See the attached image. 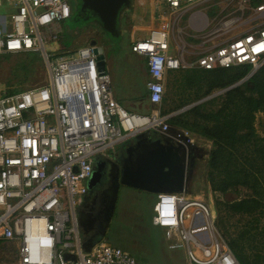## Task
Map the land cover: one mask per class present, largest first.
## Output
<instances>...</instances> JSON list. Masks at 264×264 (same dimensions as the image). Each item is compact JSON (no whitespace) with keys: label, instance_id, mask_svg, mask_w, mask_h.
<instances>
[{"label":"built area","instance_id":"obj_1","mask_svg":"<svg viewBox=\"0 0 264 264\" xmlns=\"http://www.w3.org/2000/svg\"><path fill=\"white\" fill-rule=\"evenodd\" d=\"M205 1L164 0L174 10ZM0 9V54L41 52L48 67L41 85L0 91V239L17 244L19 264H140L106 241L82 242L77 206L84 202L95 161L112 157L117 144L144 130L161 132L186 150L192 147L190 130H172L173 114L158 108L168 73L188 65L169 53L166 26L135 41L132 51L145 57L149 74L146 99L155 108L132 111L116 98L111 74L100 69L93 45L59 57L46 48L73 14L69 0H0ZM254 11L263 20L203 52L193 66L258 70L264 64V1ZM195 17L200 24L201 16ZM237 21L232 17L222 25L229 29ZM152 219L168 239L177 238L170 249L186 247L188 264H241L204 199L157 193Z\"/></svg>","mask_w":264,"mask_h":264},{"label":"rangeland","instance_id":"obj_2","mask_svg":"<svg viewBox=\"0 0 264 264\" xmlns=\"http://www.w3.org/2000/svg\"><path fill=\"white\" fill-rule=\"evenodd\" d=\"M262 1L264 0H249L241 4L240 0H207L198 6H182L174 10L164 0H131L130 5L121 11L118 34L114 37L103 30L101 22L96 17L95 21L90 20L84 24H82L84 20L68 18L61 22L62 32L59 36L46 41V48L51 55L55 53L56 57H59L68 51L74 52L90 44L92 39H96L104 48L105 64L111 74L116 98L126 109L147 113L155 108L146 99L147 66L145 60L138 61L141 55L132 51V44L148 37L152 29L166 26L169 31V53L188 65L167 75L164 99L158 106L163 114L176 116L194 104L204 102L202 99L205 97L199 95H204L205 85H190L188 79L190 77L188 74L202 70L193 66L198 56L216 45L225 43L235 35L247 32L263 20L254 11ZM69 2L74 12L77 0ZM3 13L0 11V14ZM197 14L201 16L200 24L195 22ZM232 17L238 19L237 24L227 29L222 24ZM54 58L51 57V60ZM237 70L235 68L231 74ZM251 74L252 69L246 77ZM47 80L48 67L41 52L0 54V91L19 92L41 85ZM223 89L215 88L212 91L214 96L209 99L221 96L225 92ZM217 103L218 101H215L209 107L214 108ZM189 105V108L179 112ZM263 120L264 114L259 112L257 114L259 129ZM172 128L176 130L181 127L172 124ZM190 132L193 138L191 147L193 169L189 174L187 192L198 195L211 207L215 227L226 241L236 237L249 221L257 226L258 230L254 232H259L257 240L261 244L255 243L254 246H258V250L264 256V230L262 235L259 228H264V216L257 225L249 215L236 214L226 209L225 203L241 199L249 191L246 188H238L224 193L215 192L208 174L210 169L208 160L213 142L194 130ZM155 135L154 129H147L132 139ZM128 144L129 140L117 144L115 150H118L116 154L118 153L119 157L126 154ZM78 199L79 197H76V200ZM155 200V192L121 182L109 223L103 229H91L88 233H85L80 225L82 242L91 239L90 244L94 245L106 241L130 252L140 264H188L186 247L170 249L169 242L176 241L177 238L168 239L164 228L152 224ZM82 208L83 204L77 206L78 215ZM0 241V264H19L17 244L3 239ZM246 252L252 259L257 251L253 247Z\"/></svg>","mask_w":264,"mask_h":264},{"label":"trees","instance_id":"obj_3","mask_svg":"<svg viewBox=\"0 0 264 264\" xmlns=\"http://www.w3.org/2000/svg\"><path fill=\"white\" fill-rule=\"evenodd\" d=\"M237 68V72L231 74ZM202 69V68H199ZM250 65L232 68L195 70L188 74L190 85L203 86L206 97L215 88H225L242 80L251 71ZM218 101L217 106H209ZM264 114V64L241 84L225 91L218 98L204 100L169 119L170 124L194 130L213 142L209 155V181L215 192L246 188L248 194L225 203L230 212L249 215L253 222L264 216V120L257 127V114ZM259 225V224H257ZM261 229L263 235L264 228ZM258 227L247 222L239 234L228 241L241 264H262L264 256L256 244ZM1 242V241H0ZM256 243V244H255ZM255 247L251 259L248 249Z\"/></svg>","mask_w":264,"mask_h":264},{"label":"water","instance_id":"obj_4","mask_svg":"<svg viewBox=\"0 0 264 264\" xmlns=\"http://www.w3.org/2000/svg\"><path fill=\"white\" fill-rule=\"evenodd\" d=\"M130 3L131 0H81V10L84 11L88 8L92 12V15L101 22L104 29L112 36H115L118 34V19L121 11L123 8L128 7ZM90 44L94 46V52L97 54L100 69H105L106 64L103 46L98 44L96 39H92ZM245 79H247V77L233 85L225 87L222 91L229 90L242 83ZM212 96H214V94L208 95L202 100L209 99ZM189 107L190 105L184 107L179 112ZM154 143L161 144L159 139L154 141ZM131 149V147L128 148L129 153ZM175 156L172 152L158 153L155 150L147 155L141 154L136 160V167L133 169L125 164L127 161L124 159V161L121 162L119 172L121 182L144 188L156 194L160 192L182 193L186 190L187 167L189 163L187 164L186 161L178 162L179 158L177 156L176 160ZM95 163L99 171L100 160L95 161ZM98 176H100V172ZM92 181L93 175L88 181L89 188L93 187ZM110 218L111 213L108 221L104 223L105 227L109 223Z\"/></svg>","mask_w":264,"mask_h":264},{"label":"flooded vegetation","instance_id":"obj_5","mask_svg":"<svg viewBox=\"0 0 264 264\" xmlns=\"http://www.w3.org/2000/svg\"><path fill=\"white\" fill-rule=\"evenodd\" d=\"M70 18L76 21L84 20L85 22L82 24L90 20L95 21V17L88 8L84 11L81 10V0H77V6ZM102 28L106 31L103 26ZM155 134L153 137H139L128 145L127 154L122 158L123 161L126 159L127 162L125 164L128 167L135 168L136 160L141 154L147 155L154 150L158 153L172 152L174 156L176 155V160L178 156V162L186 161L188 164L191 161L192 157L189 158V154L192 148L186 150L183 146L167 139L163 133L155 131ZM158 139L161 144L154 143ZM130 147L132 149L129 153L128 148ZM98 160H100L99 171L95 163L92 172L93 187H88V191L84 197L83 208L78 215L79 223L85 233H88L91 229L99 230L105 228L104 223L108 221L110 213L112 216L114 211L121 183L119 173L121 157L98 158L96 161ZM97 171L98 173L100 172V176H98ZM86 240L88 242L91 241V239Z\"/></svg>","mask_w":264,"mask_h":264},{"label":"crops","instance_id":"obj_6","mask_svg":"<svg viewBox=\"0 0 264 264\" xmlns=\"http://www.w3.org/2000/svg\"><path fill=\"white\" fill-rule=\"evenodd\" d=\"M203 3V2H202ZM202 3H199V4H196V5H192V6H198V5H200V4H202ZM199 16H200V14H199ZM0 21L1 22H4V20L3 19H1L0 18ZM139 55V54H138ZM145 60V63H146V59H145V57L144 56H139L138 57V61H140V62H143ZM139 62V63H140ZM147 66V65H146ZM174 71H176V70H171L168 74H170L171 72H174ZM147 75H148V80H149V74H148V71H147ZM133 141V139H129V144L131 143ZM128 144V145H129ZM128 147V146H127ZM118 150L116 149V150H114V151H112V153H113V155H112V157L114 158L115 156H119V155H117L116 154V152H117ZM115 153V154H114ZM126 154H127V149H126ZM126 154H124L123 156H120L121 157V162L123 161L122 160V158L126 155ZM192 157V152H190V154H189V158H191ZM191 161H192V158L190 159ZM191 161L189 162V164H188V167H187V179H186V190L184 191V192H182L183 194H185L186 196H188V197H191V198H195V197H197V195H194V194H192V193H188L187 192V190H188V180H189V174H190V172L192 171V169H193V163H191ZM198 198H200L199 196H198ZM152 217H153V215H152ZM152 224L154 225V226H156L154 223H153V219H152Z\"/></svg>","mask_w":264,"mask_h":264},{"label":"bare ground","instance_id":"obj_7","mask_svg":"<svg viewBox=\"0 0 264 264\" xmlns=\"http://www.w3.org/2000/svg\"><path fill=\"white\" fill-rule=\"evenodd\" d=\"M197 197H198V195H197ZM190 209V208H189ZM189 209H188V211H189ZM189 221V219H187V222Z\"/></svg>","mask_w":264,"mask_h":264}]
</instances>
